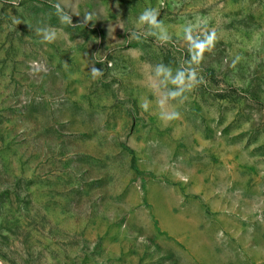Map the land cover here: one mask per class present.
<instances>
[{
  "label": "rangeland",
  "instance_id": "rangeland-1",
  "mask_svg": "<svg viewBox=\"0 0 264 264\" xmlns=\"http://www.w3.org/2000/svg\"><path fill=\"white\" fill-rule=\"evenodd\" d=\"M0 264H264V0H0Z\"/></svg>",
  "mask_w": 264,
  "mask_h": 264
},
{
  "label": "clouds",
  "instance_id": "clouds-1",
  "mask_svg": "<svg viewBox=\"0 0 264 264\" xmlns=\"http://www.w3.org/2000/svg\"><path fill=\"white\" fill-rule=\"evenodd\" d=\"M57 7H59V6H57ZM157 15H158V13H156L154 10L148 9V10H145V12L141 14L139 19L141 22L148 21L153 25H158L159 22L157 21ZM61 19L67 20L68 17L67 16H61ZM43 31H44V36H43L44 40L51 41L54 39V33H50L49 30H47V29H45ZM185 31L187 32V29H185ZM214 35H215V33H212L211 36L207 37L206 42L201 43L200 47L204 48L205 43L210 44L212 42V38L214 37ZM92 71L95 73L99 70L93 68Z\"/></svg>",
  "mask_w": 264,
  "mask_h": 264
}]
</instances>
